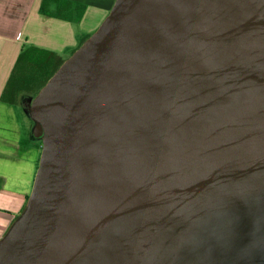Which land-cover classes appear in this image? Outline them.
I'll return each mask as SVG.
<instances>
[{"label":"water","instance_id":"obj_1","mask_svg":"<svg viewBox=\"0 0 264 264\" xmlns=\"http://www.w3.org/2000/svg\"><path fill=\"white\" fill-rule=\"evenodd\" d=\"M29 107L0 264H264V0H116Z\"/></svg>","mask_w":264,"mask_h":264},{"label":"crops","instance_id":"obj_2","mask_svg":"<svg viewBox=\"0 0 264 264\" xmlns=\"http://www.w3.org/2000/svg\"><path fill=\"white\" fill-rule=\"evenodd\" d=\"M44 1L0 0V241L27 208L43 153L37 138H23L17 105L2 100L18 58L23 49L36 46L56 52L66 62L85 44L86 36L99 30L116 4V0L46 1L53 14L62 1L86 5L77 21L44 14Z\"/></svg>","mask_w":264,"mask_h":264},{"label":"trees","instance_id":"obj_3","mask_svg":"<svg viewBox=\"0 0 264 264\" xmlns=\"http://www.w3.org/2000/svg\"><path fill=\"white\" fill-rule=\"evenodd\" d=\"M47 0L42 4V12L55 15L68 20H81L84 16L86 5L73 4V2H59L57 13H49ZM75 5V6H74ZM90 38L86 36L82 45ZM65 60L56 52L29 46L22 50L10 80L2 95L4 102L18 105L24 93L34 94L37 97L49 81L63 66Z\"/></svg>","mask_w":264,"mask_h":264},{"label":"rangeland","instance_id":"obj_4","mask_svg":"<svg viewBox=\"0 0 264 264\" xmlns=\"http://www.w3.org/2000/svg\"><path fill=\"white\" fill-rule=\"evenodd\" d=\"M82 3H77L78 5H81ZM28 93L22 94V98L20 101V104L17 105V112L19 115V119L21 121L22 127H23V132H24V139L31 141L33 140L34 136V130L37 126V121H35L32 118V110H30L29 104L31 103L30 98H23L26 96ZM32 96H35L34 94H31ZM28 109V110H27ZM28 111V112H27ZM36 138V137H35ZM38 143L40 146H43V139L42 138H37Z\"/></svg>","mask_w":264,"mask_h":264}]
</instances>
